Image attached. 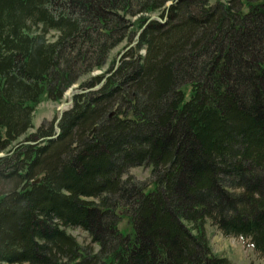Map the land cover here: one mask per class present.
<instances>
[{
  "label": "trees",
  "instance_id": "16d2710c",
  "mask_svg": "<svg viewBox=\"0 0 264 264\" xmlns=\"http://www.w3.org/2000/svg\"><path fill=\"white\" fill-rule=\"evenodd\" d=\"M211 1L0 0V264H233L209 222L264 256V0Z\"/></svg>",
  "mask_w": 264,
  "mask_h": 264
},
{
  "label": "rangeland",
  "instance_id": "374dc122",
  "mask_svg": "<svg viewBox=\"0 0 264 264\" xmlns=\"http://www.w3.org/2000/svg\"><path fill=\"white\" fill-rule=\"evenodd\" d=\"M215 1L216 0H212L211 2L214 3ZM172 4L173 2L168 3L167 7L169 8ZM157 16L158 14H154L150 21L158 20ZM136 20V18L133 19L134 22ZM132 32L135 35L134 39L132 37L131 40L125 41L123 44L115 48L110 53L108 62L104 69H97L89 75L82 76L76 84H73L72 87L65 92L62 101L52 102L43 100L42 103L38 105L33 115L34 127L30 129L23 137H21L17 143H22L31 134H35L43 124L55 121L56 119L58 121L61 113L63 112V116L64 112L70 110V108L73 106V97L75 95L92 92V89H81V85L85 84L93 77L105 75L106 72H108L112 67L116 69L123 55L129 50L135 49L137 46V41L141 31L138 32V30H135L134 28ZM98 88L99 87L97 86L94 89L96 90ZM4 156V153H0V158ZM129 175L139 182L149 183L151 178V169L149 167L141 166L130 170ZM123 227H125L124 230H128L130 228L128 220H124L121 223L120 228ZM69 233L75 236L83 247L93 246L95 251L98 250L96 245L91 244L88 234L81 229H69ZM206 233L214 254L229 259L233 264H264V256L256 252L248 240L235 237L227 238L216 227H214L211 222H209L206 226Z\"/></svg>",
  "mask_w": 264,
  "mask_h": 264
},
{
  "label": "water",
  "instance_id": "95a60500",
  "mask_svg": "<svg viewBox=\"0 0 264 264\" xmlns=\"http://www.w3.org/2000/svg\"><path fill=\"white\" fill-rule=\"evenodd\" d=\"M153 20V19H152ZM63 113V112H62ZM62 113H61V116H60V118L58 119V121H57V124H58V122H59V120L61 119V117H62ZM58 132H59V130H58Z\"/></svg>",
  "mask_w": 264,
  "mask_h": 264
}]
</instances>
